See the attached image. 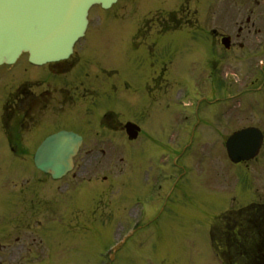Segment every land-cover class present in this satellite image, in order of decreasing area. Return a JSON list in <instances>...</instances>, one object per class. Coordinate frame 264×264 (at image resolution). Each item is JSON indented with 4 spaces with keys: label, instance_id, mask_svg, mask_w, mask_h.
Masks as SVG:
<instances>
[{
    "label": "flooded vegetation",
    "instance_id": "obj_1",
    "mask_svg": "<svg viewBox=\"0 0 264 264\" xmlns=\"http://www.w3.org/2000/svg\"><path fill=\"white\" fill-rule=\"evenodd\" d=\"M246 21V27L239 26L237 34V37L243 35V40L234 44L231 40L229 49L237 43L241 48L249 45V33L252 30L248 26L251 16ZM223 36L224 33L212 31L207 46L211 52L215 53L217 49L220 53ZM157 37L161 38L151 43L152 48L149 51L143 48L151 61L149 68L155 72L151 75V70L147 71L144 78L142 77L143 82L140 79L142 101L135 93H129L130 110L126 122L132 121L141 126L144 132L142 139H152V130H165L167 126L178 128L179 122H183L184 132L170 136L169 139H176L179 146L183 141L188 142L185 146L188 149L193 140L197 139L192 133L188 134L190 129L196 125L207 128L215 124H225L228 121L224 122L225 116L230 114V109L227 104L221 110L218 109L219 104L198 105L195 97L199 87L198 74L185 72L184 77H180L179 71L173 66L175 40L171 36L166 38V34L161 33ZM154 43L161 46V55H157V45H153ZM167 56L170 57L165 60ZM70 59L29 65V68L24 69L27 76L19 78V88L1 107L0 124L3 134L0 135V264H54L55 255L65 250L62 243L66 233L57 223L65 222L67 216L74 211L77 214L71 221L81 223L86 219V193L74 182L81 183L84 180L75 173L58 180L60 182H54L50 175L37 169L32 161L23 164L21 154L24 142L37 145L45 136L61 128L77 130L82 133L83 139H116L113 135L115 131L124 129L115 109L105 112L101 110L103 78L100 74L84 73L86 67H77V62ZM156 65H162L159 72H156ZM91 68L95 66L92 65ZM32 69L39 72L31 76ZM74 70L76 71L72 73ZM263 70L264 67L261 72L257 71L250 83L252 86L258 85L256 90L264 87ZM111 75L109 89L116 93L119 79L114 73ZM242 84L245 89L248 88L247 78ZM123 85L127 91L132 90L128 80ZM206 86L205 90L212 93L214 82L209 80ZM162 109L165 112L163 118L160 117ZM164 119L162 124L165 125L159 127ZM90 122H93V128L89 127L92 130L89 133L91 135L79 126ZM157 139H167V136H163V131L161 134L158 131ZM30 153L28 152L29 155ZM103 153L106 154L104 150ZM189 155L192 157L196 154L191 152ZM263 156L264 141L253 161L261 160ZM27 160L30 161L29 158ZM251 162L241 164L243 167L240 169V182L242 189L244 186V193L241 195L242 204L237 215L227 216L228 221L224 222L225 231L216 227V231L211 232L214 250L219 257L217 261L222 264H264V192L260 189L264 184L262 176L256 175L264 166L250 167ZM179 166L183 168L182 164ZM24 173L32 174V178L23 181ZM69 178L74 180L73 183L69 184ZM258 180L261 182L258 183ZM155 208L157 206L153 205L149 213H153ZM158 219L159 217L153 222L158 223ZM12 257H19V261L8 263Z\"/></svg>",
    "mask_w": 264,
    "mask_h": 264
},
{
    "label": "rangeland",
    "instance_id": "obj_2",
    "mask_svg": "<svg viewBox=\"0 0 264 264\" xmlns=\"http://www.w3.org/2000/svg\"><path fill=\"white\" fill-rule=\"evenodd\" d=\"M174 1L175 0H119L109 9H104L99 5H95L90 12V26L88 27L86 35L82 42L78 44L79 46L77 47V52L73 61L77 62V67L81 65H84L86 67L84 73L90 72L88 67L89 62L86 59L84 60V54H81L83 51H85V55L89 59H93L97 62L101 61L103 67L118 68V78L122 79V82L119 83L120 86L125 79L129 78L128 82H130V84L134 88H140L141 84L139 78L141 77V75H143L144 78L148 71V67L151 65V61L148 58L146 50L149 51V49L152 48L151 43H153L155 40H160L161 37H157V35L160 33L159 28L166 18L162 22H160L159 19L162 13L164 15L166 11L173 9L172 6ZM182 1L183 3H185L186 0H177L175 2L176 6H174V9H177L179 3H181ZM227 1L229 0H215V4H213L216 10V14H218L219 10H221L219 13V18L221 20L225 19V21L227 22L230 19L229 23H231L233 19V22L235 20L237 22H240L241 19H245L248 16V8L255 7L254 20L256 26L258 27L264 24L262 23V20L264 18V0H260L261 4H259L258 6L254 5L255 1L253 0H243L238 5L233 1L231 2V4H227ZM187 4L189 5L188 7L190 8V10L195 13V21L191 22L190 24L192 26L191 29L193 30L191 32L176 33L174 34V36L181 34L179 35V38H181L182 40H185L184 36H186V38L189 39V42L183 43V48H185L186 51L190 52V47H193V39L197 42H204L205 40H208V30L210 27H212L213 24L212 19L209 18L213 16L211 10L214 8H212V5L211 7L209 5V13L206 15L205 0H188ZM187 4H184L181 9L186 8ZM210 4H212V0H210ZM152 6L154 7L152 8ZM237 6H240L239 12H237ZM149 16H152L151 20L145 23L146 19ZM215 20V23H221L218 22L217 15L215 16ZM224 23L225 22L222 21L221 24ZM135 25L136 27H138V30H141L140 32L144 34L143 39L136 42L137 45L143 44L142 48H145L146 50H143L142 52L133 49L128 50L126 48L125 40L127 36L134 30L133 27ZM253 29L254 28H252V30ZM238 40H242V36L238 38L237 41ZM155 44L157 45L158 50L157 55H161V46H159L157 43H154L153 45ZM178 44L181 45L182 42L178 41ZM81 45L86 46V48H83V46ZM242 51L232 52L234 55L232 54L231 56L235 57L234 59H232L234 66L229 69L231 72H236L239 76H243L245 74V70L241 69V67L246 66V64L249 65L248 62H245V59L248 58L249 55L241 57ZM176 54L177 51L174 50L172 55ZM129 57L132 58L128 62ZM168 57L170 56H167L165 60L168 59ZM198 65V63L189 64V72L191 75H194V73L198 71ZM161 66L162 65L158 67V65H156V72H159ZM183 66V61L179 60L178 67H180V69H177L179 70L180 77H184L185 70ZM29 67L30 66L28 60L23 59L16 66H13L9 72H7L4 68H0V109L2 103L6 98V95L14 91V89L16 88V73H22L21 76L25 77L27 76V74L24 73V69ZM96 69L100 70L99 68ZM75 71L76 70L72 71V73ZM38 72L39 71L37 69H32L30 75L35 76ZM154 72L155 71L152 69L151 75ZM84 73L81 74V76H83ZM110 81L111 80H106V77L102 80L103 85H101V93H103V102L107 100L106 94L109 91L108 86ZM88 86L89 85L87 84L86 87ZM124 92L117 91V94L121 95ZM116 98L117 95L115 96V99ZM210 101L211 100L207 97L206 102ZM232 103H238V99L232 101ZM128 104V100L119 102V108L123 109L124 112H127V116L123 114L124 118H121L122 120L129 117L128 112L130 108L128 110ZM206 104L210 105L209 103ZM100 106L101 108L104 107L103 105ZM225 106L226 102L220 103L218 105V109L221 110ZM233 114L234 112H231L229 115L225 116L226 120H224V122L228 120V124H217L213 129L209 130V138L223 139L225 135L230 134L233 130L239 128V126H241L243 123H247V121L241 118H237L238 115L236 113V116L231 117ZM163 116H165V112L162 109L160 111V117L163 118ZM163 122H165V119L164 121L161 120L159 127L165 125L162 124ZM55 124L60 125L59 122L58 124L57 122H55ZM79 126L85 129V131L89 134L92 131L91 129H89V127L93 128V122H90L88 124H80ZM158 131L160 132V134L161 131H163V136L166 135L165 130H152L150 132V137L152 139H137L131 148L132 150L128 149L131 152H124V154L128 156L127 159H129L130 162L128 163V169L124 171L122 185L119 188H117L119 186V175L115 173L114 177L115 189H117L116 200L118 201L119 205H126L127 207V212L125 213L124 218L119 223H127L133 216L136 207L146 200H149V191L151 190V187L153 186L157 178L154 173H156L159 169L167 176L172 175L171 178H167L165 180L162 189V191L166 193L162 202L167 203V206L169 208H167V210L165 211L162 210V212H160L158 223H154L153 221L150 222L151 220H149V217L147 218L146 224L148 225L146 226V228L144 226V228L140 232H138V236L136 235L137 238H139L141 234L144 235L142 250H139L137 248H134L132 251L130 250L131 254L123 259L125 264H156L157 254L163 248L165 249V253L170 255L168 256V258L166 257L165 253L158 256V258L162 260V263L164 264H191L190 261H186V258L193 259L192 253H194L195 259L204 258V254L201 252V250L198 251L197 246L200 247V242L202 240H205L204 237L208 230L207 222L213 221L217 216V212L222 207H224L225 202L223 201V199L225 197V194L227 192L233 191V189H235V193H237L238 191V178L230 171L225 169L228 167L222 156H216L220 159H217V164L212 161L207 163L204 161L201 166V158H196L193 162L195 170L193 172L187 173L183 171L182 173H180V171L178 170V163L181 164V162L178 161L177 163L176 157L172 160L165 159L163 161L155 158L156 156L152 155V151L154 149V146L156 145L155 141L157 140ZM113 135L116 136V139H105L103 144H100V141L98 142V139H86V144L83 147V152L78 158L77 167V171L80 168L83 169L85 173L86 183L96 184L94 182V180H96L95 178L102 177V169L105 168L106 162L101 165L99 164V167L96 166V155H98L99 153V148H108L107 144L109 143H107V141H109L112 145H114L112 142H116L118 144L114 146V149L118 152L119 150H121V145H124L123 138L125 136V133H122L121 131L115 132V134ZM0 139L2 140V138ZM170 142L171 139H164L162 141V143L166 144V148L167 143ZM196 142L199 145V154L203 155L212 150V141H202L200 139H196ZM23 146L24 147L22 150L23 154H21V160L23 164L27 162L31 163V157L34 149L36 148V143L31 144L27 141L24 142ZM90 149H92V151L94 152V156L86 155V153ZM28 152H31L30 155L28 154ZM27 158H29L30 161H28ZM116 163L120 164L119 162ZM94 164L96 167L94 166ZM256 175L259 177L260 175L262 176V184H264V168L258 171ZM222 176L223 178L220 179ZM27 178H32V174L24 173L22 175L23 181H26ZM90 179L92 180L89 181ZM72 180L73 179H68L69 184L72 183ZM260 182L261 180H258V183ZM260 189L264 192V185H261ZM100 195L101 190H97V193H95L93 196L94 198L88 201L87 207H85L86 211L88 212L89 207L94 203L90 211L98 210L95 217V224L101 222V220L105 222V219L102 216L103 212L101 209L105 210L106 214V211L112 212V208L114 205V203L110 204L109 202V204H104V202H102L101 207L97 208V198L100 197ZM176 201L182 202V205L174 206L172 203ZM189 201L194 202V204H187ZM120 209L121 207L119 208V212ZM75 214H77V211L71 212L65 219V222L62 221L61 223H57V226H60V228L66 233L65 239L68 238V235L71 233H78L80 236L81 232L83 231L73 229L70 224H68ZM168 214L171 215L168 217ZM84 216L87 220V224L83 225L84 232L90 233L92 232L91 228L94 226L93 217L92 219H90L89 214L87 217L86 215ZM110 219L111 218L108 217L106 221ZM71 223L73 222L71 221ZM91 223L93 224L92 227ZM116 230L117 227L112 228L113 233ZM174 231L179 237H177V235L173 233ZM106 236V227H103V225L100 224L91 235L79 238L78 241H76V238H70L68 241V249L65 253L64 258L65 264H101L98 259L97 252H99L101 248H105L104 245L106 242ZM134 241L135 239L129 241L127 246H124L121 249L119 255L122 253H126L128 248L133 245ZM102 243L103 247L101 246ZM69 248H71L72 250L75 249L74 252H71L70 255L68 252ZM153 248L155 250V256L149 255ZM196 250L198 252H196Z\"/></svg>",
    "mask_w": 264,
    "mask_h": 264
},
{
    "label": "water",
    "instance_id": "obj_3",
    "mask_svg": "<svg viewBox=\"0 0 264 264\" xmlns=\"http://www.w3.org/2000/svg\"><path fill=\"white\" fill-rule=\"evenodd\" d=\"M116 0H0V63L14 62L22 51H30L38 62L67 57L75 41L84 34L88 9L94 3L109 7ZM60 131L46 138L37 151V165L60 175L73 165L81 139ZM249 137V138H248ZM260 131L245 130L230 139H259ZM239 161L241 153L230 149Z\"/></svg>",
    "mask_w": 264,
    "mask_h": 264
},
{
    "label": "bare ground",
    "instance_id": "obj_4",
    "mask_svg": "<svg viewBox=\"0 0 264 264\" xmlns=\"http://www.w3.org/2000/svg\"><path fill=\"white\" fill-rule=\"evenodd\" d=\"M143 223H144V222H143ZM141 226H142V225H141ZM141 226H140V227H141ZM140 227H139V228H140ZM139 228H138L135 232H137V231L139 230ZM135 232H134V233H135Z\"/></svg>",
    "mask_w": 264,
    "mask_h": 264
}]
</instances>
